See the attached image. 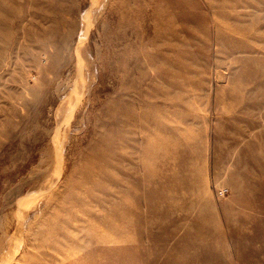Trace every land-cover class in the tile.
<instances>
[{
	"label": "rangeland",
	"instance_id": "1",
	"mask_svg": "<svg viewBox=\"0 0 264 264\" xmlns=\"http://www.w3.org/2000/svg\"><path fill=\"white\" fill-rule=\"evenodd\" d=\"M0 264H264V0H0Z\"/></svg>",
	"mask_w": 264,
	"mask_h": 264
}]
</instances>
